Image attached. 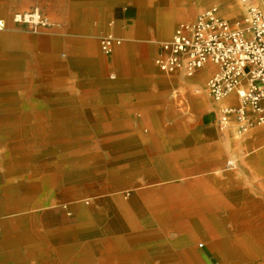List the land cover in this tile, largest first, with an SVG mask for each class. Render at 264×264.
<instances>
[{
    "label": "bare ground",
    "instance_id": "1",
    "mask_svg": "<svg viewBox=\"0 0 264 264\" xmlns=\"http://www.w3.org/2000/svg\"><path fill=\"white\" fill-rule=\"evenodd\" d=\"M67 1L73 5L71 16L76 20L75 7L80 0ZM135 1L140 6L138 20H141L146 15L145 3ZM234 1L239 14L246 12L243 0ZM256 3L262 5L263 1ZM86 18L84 26L89 30V15ZM3 46L6 43L0 33V75H9L1 76L0 82L16 77L17 72L18 55L3 51ZM62 47L63 42L56 41L53 52L58 53ZM94 49L89 43L86 48L74 50L83 54L78 61L80 64L87 61L88 69ZM57 66L50 65L53 72ZM75 109L84 112L86 103L76 102L72 108L0 87L3 145L0 166L5 169L0 174V264H203L195 248L202 238L212 241L222 264H264V228L256 229L245 219L248 215L228 213L223 222L219 217L213 219L212 215L198 211L242 210V198L228 195L227 187L212 178L163 185L157 182H136L118 188L111 185V181L114 183L129 171L137 177L141 174L139 166L133 164L139 159L140 150L127 156L125 146L132 139L123 136L115 141L117 149L111 155L110 136L97 141L96 136L104 135L95 132L91 116L68 114ZM142 140L137 137L132 143ZM66 150L80 154L65 159L55 156V152ZM103 151L111 156L105 158ZM41 153L48 157L39 159L37 167H30L34 157ZM50 198L53 201L40 204ZM59 205L74 209L77 223L45 227L43 213ZM148 219L157 223L162 232L178 234L171 247L162 248L159 262L148 259L144 249L135 248L144 237L132 230ZM218 219L221 221L216 222ZM226 223L238 228L230 230Z\"/></svg>",
    "mask_w": 264,
    "mask_h": 264
},
{
    "label": "crops",
    "instance_id": "2",
    "mask_svg": "<svg viewBox=\"0 0 264 264\" xmlns=\"http://www.w3.org/2000/svg\"><path fill=\"white\" fill-rule=\"evenodd\" d=\"M144 17L136 22L113 17L121 43L109 54H99L96 37L87 28L71 39L64 38L65 66L75 70L83 67L82 74L90 80L93 116L113 122L108 136H136L134 129L142 127L149 129L151 136L163 135L161 130H177L179 139L175 143L148 147L151 152L164 154L156 156L151 167L175 170L189 178L208 176L216 182L227 177L241 185L244 199L264 204V123H255L258 113L247 110L245 132L239 130L241 123L234 116L228 129L221 128L223 109L237 106L239 99L235 93L221 99L211 94L207 82L219 66L207 62L192 75L182 67L172 72L161 70L155 59L163 54L161 44L172 37L174 30L172 26L168 30L156 26L148 31ZM89 43L95 49L88 69L87 61H78L83 54L75 57L74 50ZM127 121L133 122L129 132L115 123ZM186 128L191 130L187 134Z\"/></svg>",
    "mask_w": 264,
    "mask_h": 264
},
{
    "label": "rangeland",
    "instance_id": "3",
    "mask_svg": "<svg viewBox=\"0 0 264 264\" xmlns=\"http://www.w3.org/2000/svg\"><path fill=\"white\" fill-rule=\"evenodd\" d=\"M94 0V3H90L88 0L77 1L76 7L78 10V16L75 20L72 19L71 10L73 5L67 0H0V21L4 22V26H0V33L4 37L6 46L2 47L5 52H13L18 56L16 58V77L4 82H0V87L13 89L17 94L29 93L31 98L37 100H43L52 103H58L67 107H74L76 102L86 103V110L79 111L74 110L73 113H68L74 117L91 116L95 124V132L97 141H101L108 137V128H112L113 122L105 119L96 120L97 115L92 114V89L89 78L85 79L82 74L84 68L79 66L77 69H72L69 65L65 66L66 52L64 49L58 53H54V46L56 41H62L64 38L71 39L79 34L80 29L85 28V20L89 15V30L92 31V35L96 37V48L100 55L102 53L100 49L99 39L103 34L112 32L116 35L117 28L115 27L113 17L131 18L136 22L140 11L139 3L135 0ZM113 1V3H111ZM241 1V0H240ZM145 3V17L144 24L147 26V30L150 28L165 27L167 30L172 26V31L176 28L178 23L183 21H192L202 12L208 8L216 6L218 8V14L226 17L231 21L243 20L247 13V2H242V6L246 8V12L243 11L239 14L237 9V3L234 0H144ZM118 5L126 6L125 11H120ZM75 6V5H74ZM34 14L45 20L46 23L35 24L33 22H20L16 20L18 15ZM106 16V18H102ZM167 22V24L156 25V22ZM171 22H174L171 25ZM4 44V43H3ZM75 57L80 56L75 52ZM50 65H58L56 72H53ZM5 78L8 74L0 75ZM13 76V75H12ZM73 102V103H71ZM94 117V118H93ZM101 117V115H100ZM116 125H121V129L128 131L132 128L133 122H115ZM230 125V124H229ZM228 125V127H229ZM126 128L123 129V128ZM227 127V129H228ZM135 128V127H134ZM147 128V127H146ZM142 127L141 130L134 129L136 136H124L125 138L134 139L137 137L142 138L140 143H132L130 140L125 148L129 151L125 153L127 156H132V151L140 150L139 159L133 162L138 165L141 174L137 177L129 174L122 178L111 181V185L116 184L118 188L121 186H129L136 182H157L158 184H168L171 182H183L189 181H208V176H202L197 178H189L188 176H181L175 170L171 169H157L151 167L156 159V156H163L164 154H158L151 152L149 146H163L175 143L179 139L177 130H161L163 135L151 136L148 135L149 129ZM191 130L186 128L184 133H188ZM112 132V131H111ZM98 137V138H97ZM118 137L123 136H110L111 138V150H116L115 141ZM2 142H0V155L2 153ZM115 145V146H113ZM102 151V150H100ZM131 151V152H130ZM80 152L74 150L58 151L55 152V156L59 159H65L73 155H79ZM104 157L108 158L110 153L102 152ZM110 155V156H111ZM1 157V156H0ZM46 153H41V156H35V162L30 167H37L40 160L45 159ZM40 159V160H39ZM235 164L234 162H232ZM97 165V164H95ZM121 166V164H120ZM20 167V166H19ZM18 167V168H19ZM103 171V166L98 165ZM233 167V166H232ZM15 168V169H18ZM29 168V167H28ZM5 169L0 166V174ZM134 173V172H133ZM222 185L227 187L228 195L237 196L243 198L241 192V185L235 183V180L229 178H223ZM219 182V183H220ZM120 184V185H118ZM249 196V195H246ZM53 201L52 198L46 199L40 204L49 203ZM243 205L242 210L239 208L234 209H200L199 212H204L208 215H212L211 218L215 219L219 217L223 222L226 221L225 216L228 213L241 212L248 215L245 219L252 222L256 229L264 228V204L257 202L256 200H249L243 198L241 200ZM254 207H257L255 209ZM76 211L68 210L62 205L55 208H48L42 215L43 223L45 227L55 228L58 226H65L71 221L73 224L77 223ZM220 215V216H215ZM242 219V217H241ZM144 221L143 225L132 230L133 233L143 234L144 239L135 245L136 249H144L148 259L153 258L156 262L160 261V251L163 247H171V241L177 237V233L170 231L169 233L162 232V229L155 222ZM220 220V221H221ZM219 219L216 222H220ZM225 227L232 230L238 228L236 225L226 223ZM195 248L199 250L200 256L203 260V264H222V261L216 257L213 249V243L208 238H202L195 243Z\"/></svg>",
    "mask_w": 264,
    "mask_h": 264
},
{
    "label": "built area",
    "instance_id": "4",
    "mask_svg": "<svg viewBox=\"0 0 264 264\" xmlns=\"http://www.w3.org/2000/svg\"><path fill=\"white\" fill-rule=\"evenodd\" d=\"M247 2L243 20L231 21L218 14L216 6L208 8L192 21L178 23L172 37L161 44L163 54L155 59L163 71L184 68L188 75L201 69L207 62L219 66L207 85L215 99L235 93L237 106H227L220 116V127L226 128L231 117L241 123L239 130L247 131L246 112L258 113L256 124L264 123V0ZM20 22L46 23L37 13L16 17ZM1 23V22H0ZM120 38L112 32L100 37L104 54L112 52Z\"/></svg>",
    "mask_w": 264,
    "mask_h": 264
}]
</instances>
